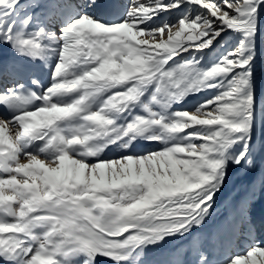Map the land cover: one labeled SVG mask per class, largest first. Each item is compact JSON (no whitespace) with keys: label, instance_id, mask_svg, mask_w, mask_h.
Here are the masks:
<instances>
[{"label":"snow or ice","instance_id":"snow-or-ice-1","mask_svg":"<svg viewBox=\"0 0 264 264\" xmlns=\"http://www.w3.org/2000/svg\"><path fill=\"white\" fill-rule=\"evenodd\" d=\"M261 65L264 0H0V264H257Z\"/></svg>","mask_w":264,"mask_h":264},{"label":"rangeland","instance_id":"rangeland-1","mask_svg":"<svg viewBox=\"0 0 264 264\" xmlns=\"http://www.w3.org/2000/svg\"><path fill=\"white\" fill-rule=\"evenodd\" d=\"M166 18H167V19H172V20L175 19V17H166ZM222 52H223V49H221L219 46H217V48H216L215 50L210 51V52L207 54V56L205 57V59H204V62H203L204 65H205V66H208V65H210L211 63H213V62H214V61H215V60L221 55ZM260 71H261V74L264 75V65H261V67H260ZM188 107H189V108L194 107V102H193V104H189ZM148 147H150V146H148ZM233 179H234V183L229 185V189H228V191L225 192V196H228L229 193L232 191V189H233L234 187H237L240 183H242V181L239 180L237 176H234ZM222 199H223V198H222ZM221 211H224L223 206H221ZM256 212H257L258 215L261 214L262 212H264V207H262L260 204H258V205L256 206ZM235 251H237V252H241V253L245 252V251H246V246H245V244H244L243 242H241V243L237 246V248L235 249ZM254 259L257 261V264H264V258L257 256V257H255ZM257 259H258V260H257ZM250 264H251V262H250Z\"/></svg>","mask_w":264,"mask_h":264},{"label":"bare ground","instance_id":"bare-ground-1","mask_svg":"<svg viewBox=\"0 0 264 264\" xmlns=\"http://www.w3.org/2000/svg\"><path fill=\"white\" fill-rule=\"evenodd\" d=\"M44 69L42 68V71H43ZM44 71H46V70H44ZM47 72V71H46ZM6 135H8L9 137L11 136V131L9 130V131H7L6 132ZM258 260V259H257Z\"/></svg>","mask_w":264,"mask_h":264}]
</instances>
